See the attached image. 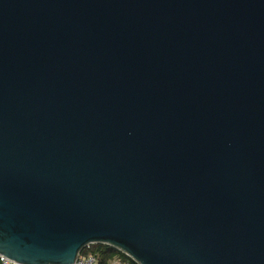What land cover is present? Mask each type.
Returning <instances> with one entry per match:
<instances>
[{
    "label": "water",
    "instance_id": "95a60500",
    "mask_svg": "<svg viewBox=\"0 0 264 264\" xmlns=\"http://www.w3.org/2000/svg\"><path fill=\"white\" fill-rule=\"evenodd\" d=\"M264 264V0H0V256Z\"/></svg>",
    "mask_w": 264,
    "mask_h": 264
},
{
    "label": "trees",
    "instance_id": "16d2710c",
    "mask_svg": "<svg viewBox=\"0 0 264 264\" xmlns=\"http://www.w3.org/2000/svg\"><path fill=\"white\" fill-rule=\"evenodd\" d=\"M94 255L98 258L99 264H109L113 259L120 258L128 264H137L129 256L121 251L103 244L90 245L83 250L80 256ZM0 264L1 261H0Z\"/></svg>",
    "mask_w": 264,
    "mask_h": 264
},
{
    "label": "built area",
    "instance_id": "2783aa9c",
    "mask_svg": "<svg viewBox=\"0 0 264 264\" xmlns=\"http://www.w3.org/2000/svg\"><path fill=\"white\" fill-rule=\"evenodd\" d=\"M0 261L2 264H18L12 260H9L8 258L4 256H0ZM75 264H99V260L94 255L79 256ZM109 264H128V263H126L120 258H117V259L111 260Z\"/></svg>",
    "mask_w": 264,
    "mask_h": 264
}]
</instances>
